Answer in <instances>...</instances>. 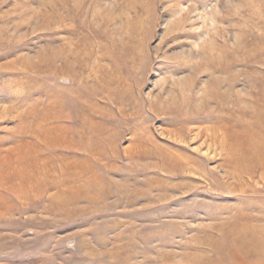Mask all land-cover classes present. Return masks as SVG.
<instances>
[{"label":"rangeland","instance_id":"rangeland-1","mask_svg":"<svg viewBox=\"0 0 264 264\" xmlns=\"http://www.w3.org/2000/svg\"><path fill=\"white\" fill-rule=\"evenodd\" d=\"M0 264H264V0H0Z\"/></svg>","mask_w":264,"mask_h":264}]
</instances>
